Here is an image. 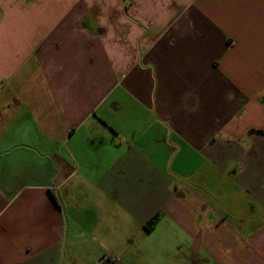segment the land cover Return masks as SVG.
I'll return each mask as SVG.
<instances>
[{
	"label": "crops",
	"instance_id": "obj_1",
	"mask_svg": "<svg viewBox=\"0 0 264 264\" xmlns=\"http://www.w3.org/2000/svg\"><path fill=\"white\" fill-rule=\"evenodd\" d=\"M103 253L264 264V0H0V264Z\"/></svg>",
	"mask_w": 264,
	"mask_h": 264
},
{
	"label": "built area",
	"instance_id": "obj_2",
	"mask_svg": "<svg viewBox=\"0 0 264 264\" xmlns=\"http://www.w3.org/2000/svg\"><path fill=\"white\" fill-rule=\"evenodd\" d=\"M97 264H114V257L108 253H103L99 256Z\"/></svg>",
	"mask_w": 264,
	"mask_h": 264
},
{
	"label": "trees",
	"instance_id": "obj_3",
	"mask_svg": "<svg viewBox=\"0 0 264 264\" xmlns=\"http://www.w3.org/2000/svg\"><path fill=\"white\" fill-rule=\"evenodd\" d=\"M52 199H53V198H52ZM54 202H55V200H54ZM150 222H152V220H150ZM150 222H148L147 225H149Z\"/></svg>",
	"mask_w": 264,
	"mask_h": 264
}]
</instances>
